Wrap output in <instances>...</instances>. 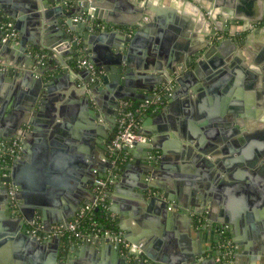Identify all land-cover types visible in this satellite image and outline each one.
Here are the masks:
<instances>
[{
  "label": "crops",
  "instance_id": "crops-1",
  "mask_svg": "<svg viewBox=\"0 0 264 264\" xmlns=\"http://www.w3.org/2000/svg\"><path fill=\"white\" fill-rule=\"evenodd\" d=\"M137 1L150 2L158 12L165 10L166 14L161 16L162 31L155 34L149 56L146 58L143 53L134 55L135 66L148 63L149 68L158 66L164 72L167 59L171 58L180 62L177 68L182 70L181 61L186 62L191 54L192 59L201 61L204 66L200 69L202 80L188 91L187 96L173 98L171 95L160 112L151 116L152 122L144 124L149 116L142 120L144 132L154 136V140L155 136L165 135L166 141L179 142V145L166 149L163 157L159 150L150 154L148 147L144 146L136 158L146 156L152 160L153 168L146 178L147 183L157 182L174 200L177 197L178 202L184 201L188 195L197 196L199 192H205L207 201L194 210L200 208L203 211V220L208 221L210 217V231L200 230L205 222L195 227L193 214L185 216L178 213L170 220H164L146 211L139 197L140 190L136 187L139 179H144L143 167L131 163L129 169L124 168L125 164L115 168L107 153L108 144L101 139L106 134L105 130L110 137L115 130V127L112 132L108 130L105 123V119L114 118L110 116V102L106 97L99 100L100 111L106 115L101 114L98 119L90 112L79 111L77 107L81 105L84 89L78 90L72 83L81 85L82 79H76L71 72L62 71L53 75L57 79L50 87L51 100L47 103L50 111L55 112L48 114L53 119L48 126L37 115L26 112L35 88L32 78L24 81L13 73L0 84V135L8 133L22 114L29 117L28 121L32 120V126L25 125L23 130L27 138H17L21 148L12 160L10 173L14 162L28 155L30 161L33 158L42 162L46 173L50 165L56 164L61 171L53 173L58 174L68 187L76 185L73 191L45 185V195L49 199V204L45 206L46 218L42 220L39 211L34 213L45 228L63 224L59 221L62 216L69 218V222L74 220L82 208L93 200L94 180L114 174L108 194L114 228L120 230L132 244L143 247L152 259L150 264H228L217 260L219 250L215 241L219 235L213 228L220 223L228 234L232 264H264V32L260 30L264 25L250 27L244 32L243 25L231 24L228 32H224L223 19L219 18L216 24L221 32L213 37L208 25L199 24L200 14L195 7L212 6L214 2L210 0H191L190 3H181L182 0H114L105 10L119 24L133 23L137 15L131 9H135ZM239 7L241 18L252 17L253 20L264 14V0H245ZM16 34L19 38V33ZM22 34L28 51L35 38L29 23L22 25ZM55 35L50 33V42L56 40ZM72 39L76 40L79 48L73 51V55L78 61L86 60L79 45L81 39L77 36ZM207 41L211 43L207 44ZM213 45L217 48L210 51ZM49 52L61 61L57 53ZM196 52H200L199 57H196ZM25 58L30 61L28 54ZM34 58L41 66L55 65L54 62L48 64L51 58L47 55L42 57L34 53ZM69 58L71 56L66 57ZM190 69L191 65L187 64L181 76ZM65 74L69 75V79H65ZM48 79L46 77L45 81L48 82ZM131 81L135 89L133 93L140 92L137 86H151L149 82L146 84L140 80L141 84L137 75ZM159 85L161 83L153 85V88ZM173 85L180 91L178 84ZM72 94L76 96L74 99ZM135 96L137 100L141 99L140 93ZM124 104L133 103L123 101L121 107ZM158 129L164 131L163 135L156 134ZM11 140L9 138L5 142ZM98 148H103L104 152L101 153ZM24 151L27 155L23 154ZM78 158H83L89 166L87 175L78 173ZM129 162H133L132 159ZM3 188L0 185L2 232L8 222L16 219L7 215V198ZM17 200L20 207L24 206L20 199ZM9 244L0 248V264H55L52 261L53 254H56L55 244L39 247L25 243L18 235ZM88 245L68 244L67 247L76 251L70 253L71 259L65 264H126V255L122 252L112 257L103 254L100 248ZM145 261L149 260L146 258ZM56 264L64 263L58 257Z\"/></svg>",
  "mask_w": 264,
  "mask_h": 264
},
{
  "label": "water",
  "instance_id": "water-1",
  "mask_svg": "<svg viewBox=\"0 0 264 264\" xmlns=\"http://www.w3.org/2000/svg\"><path fill=\"white\" fill-rule=\"evenodd\" d=\"M114 0H0V24L3 22H10L14 31L19 33V38H7L3 40V37L7 32L0 30V84L7 81V78L11 77L13 73H16V77H21L22 80L28 81L29 78L33 79L35 83L34 91L29 99L27 106V113L31 112L33 115H37L45 125L48 126L53 123V119L49 118V113H54L48 108V101H50L49 91L50 87L56 81L53 75L71 72L76 79L81 78L82 83L79 85L77 82L72 85L80 90L84 91L81 94V105L77 109L81 112H90L93 117L98 119L101 114L106 115L105 112L100 111V103L103 97H106L112 106V119L109 121L105 119L107 129L111 132L115 127V119L121 109V102L131 101L136 103L144 100L149 94H142L143 92L150 93L153 89V85L162 84L167 78L173 79L175 84L181 87L180 91L175 87L173 88L172 96H187L188 91L197 85L198 81L202 80V74L200 69L204 66L201 61L192 59V54L182 64L184 68L178 69L180 62L176 59H167L164 72L160 70L158 66L149 68L148 63L144 65L134 64V55L143 53L146 58L150 53V45L155 43V34H161L160 20L165 10L158 12L153 4L145 1H137L135 9H131L136 12V18L133 23L119 24L110 18V15L106 13V7L110 2ZM176 2V0H173ZM191 0H182L181 3H190ZM214 4L212 6H200L195 5L199 12V24L208 25L210 28V35L214 37L217 32H221L216 20L221 18L224 23V32H228V27L232 24H241L244 26V32H247L250 27L257 26L259 24L264 25V14L259 15L258 18L252 20V17H243L238 8L239 4L244 3L245 0H210ZM259 2L262 0H249V2ZM211 13V14H209ZM87 14L86 21H74L73 19L79 16ZM29 23L35 33V38L31 41V49L26 50L24 41L22 39V25ZM248 28V29H247ZM264 32V27L260 29ZM58 31V32H56ZM56 33V40L50 42V33ZM21 36V37H20ZM78 37L81 39L80 48L86 56V61L89 65L93 66L96 75L91 81L92 76L86 69L72 70L69 66L70 59L78 60L76 55H73V51H77L78 44L76 40L73 41L72 37ZM209 36V35H208ZM211 42L207 41V44ZM235 45V44H233ZM217 47L215 45L210 46V51H214ZM72 49V50H71ZM49 50L57 53L61 61L53 56ZM34 53L44 57L49 56L51 59L48 62L51 65L54 62L53 67H45L38 64L37 58H34ZM30 56V61H26L25 56ZM196 57H199L200 52H196ZM71 58L66 59V57ZM206 57V56H205ZM66 59V60H65ZM151 61V60H150ZM149 62V60L147 61ZM178 63V64H177ZM191 65V69L187 71L184 76L186 65ZM19 72V74H18ZM150 72L152 74H150ZM137 73V74H136ZM48 75V76H46ZM137 75V78L141 84L148 83L151 86H137L141 95V99L137 100L133 93L135 91L132 84V77ZM62 76V75H61ZM46 77H49L48 82L45 81ZM78 77V78H77ZM60 78V77H58ZM69 79V75L65 74V79ZM142 80L143 82H141ZM157 81V82H156ZM187 81V84L184 83ZM152 82V83H151ZM71 98H75V94L71 95ZM95 103V106L93 104ZM100 111V112H99ZM28 116L21 115L20 119L15 122L13 127L8 133L0 135V139L8 141V139H17L23 135L25 125L32 126V120L28 121ZM152 117L145 118L144 124L152 122ZM102 122V121H101ZM110 123L112 124L110 126ZM109 124V125H108ZM141 126L142 132L149 138L146 143L134 144L133 148L128 152V158L121 164L125 169L131 168V163L137 166H142L143 180L139 179L137 188L140 190L139 197L144 202L147 212L155 213L161 216L164 220H170L174 215L178 213L187 215L193 214L192 222L195 227H198L202 222L204 225L200 230L210 231V217L208 221L203 220V211L197 207L204 205L207 201L206 193L199 192L198 195H188L184 201L178 202L177 197L175 200L173 196L166 192L157 182L147 183L148 177L153 166L151 161L146 156L143 159H137V154L142 151L144 146L148 147V152L152 154L153 151L159 150L161 156L166 154V149L179 145V142H168L167 138L163 135L164 131L157 130L156 134L163 136H152L149 133L144 132L145 125ZM22 130V132H21ZM105 136L102 135L101 139L105 140L109 144L111 137L107 130H105ZM154 140V142H152ZM103 153V148L100 149ZM27 155L26 152H23ZM24 156L22 160H16L11 169L9 182L16 188L15 197L20 199L24 206H19V213L11 214L9 210V201L7 196V189L3 188L4 196L7 198L5 207L7 209V215H13L16 219L11 220L6 225V230L2 232L0 230V248L10 245L9 242L14 239V236L18 235L25 243H33L39 247H43L46 244L56 245V254H53L52 261L56 264V259L61 258L65 264L66 260L71 259V252H75V248L67 247L68 244H64L60 238H51L48 240L38 241L36 238L30 236L26 232L24 223L30 221L34 217V213L39 211L42 220L46 218V205L49 204V199L45 195V185L60 187L69 191H73L74 187H68L65 185V181L56 175L57 171L61 169L50 165L47 168L46 173L42 167V162H36L32 158ZM78 173L87 175L89 166L84 163L83 158H78ZM133 162H129L131 160ZM28 161V162H26ZM161 161V159L159 160ZM46 169V168H45ZM45 172V173H44ZM1 181V178H0ZM83 182V180H82ZM81 183V182H80ZM172 193V192H171ZM176 194V193H172ZM190 196V197H189ZM10 220V219H9ZM64 225L69 223V218L62 216L59 220ZM222 223L214 227V231H218V238L215 241H220L221 234L219 230ZM47 227V226H46ZM126 238V236L124 235ZM126 240L130 242L127 238ZM131 243V242H130ZM88 246H95L100 248L103 254L110 255L112 257L118 256L119 248L115 245H111L106 241H94ZM141 253L137 261H132L129 264H150L152 259L146 253L143 247H140ZM149 261H145V259ZM131 260L128 255L124 258V263ZM192 262V259H189Z\"/></svg>",
  "mask_w": 264,
  "mask_h": 264
},
{
  "label": "built area",
  "instance_id": "built-area-1",
  "mask_svg": "<svg viewBox=\"0 0 264 264\" xmlns=\"http://www.w3.org/2000/svg\"><path fill=\"white\" fill-rule=\"evenodd\" d=\"M86 16L87 14H84L73 20L76 22H85ZM0 30L7 32L3 40L7 38H16L17 36L10 22L1 23ZM78 69L88 70L92 76L91 81H93L96 71L86 60L78 62ZM173 83V79L167 78L164 83L153 88L149 96L144 100L134 104H124L121 107L116 120L115 130L107 146L108 156L115 168L121 166L126 158H128V153H126V151L132 149L134 144H143L149 140L141 130L142 120L146 116L159 113L172 95L174 88ZM20 148L19 139H13L9 142L0 140V185L7 189L9 209L12 214L19 212V203L15 197V187L8 180L10 177L12 160L17 157ZM113 180L114 174L96 178L93 182L92 189L93 200L86 204L77 217L67 225L56 224L49 228H45L37 217H33L30 221L26 222V232L37 240H48L58 237L60 239L67 238L71 243L84 244H91L94 241H106L118 247L119 251L128 255L131 260L137 261L141 253L140 246L128 242L120 230L111 227H101L98 224L91 223L90 228L84 231L80 226V220L86 213H90L92 210L103 214L114 223V219L109 212L108 203L109 187ZM219 233L221 237L217 244L219 250L217 260L232 264V250L227 231L224 227H221Z\"/></svg>",
  "mask_w": 264,
  "mask_h": 264
},
{
  "label": "trees",
  "instance_id": "trees-1",
  "mask_svg": "<svg viewBox=\"0 0 264 264\" xmlns=\"http://www.w3.org/2000/svg\"><path fill=\"white\" fill-rule=\"evenodd\" d=\"M78 60L70 59L69 66L72 70H79L78 69ZM160 112V111H159ZM118 163V161H117ZM119 164V163H118ZM120 167V166H119ZM95 223L101 227H111L114 228V223L111 222L106 216L103 214L95 212L92 210L90 213H86L83 218L80 220L81 229L86 231L90 228V224ZM64 244L71 243L67 238L61 239Z\"/></svg>",
  "mask_w": 264,
  "mask_h": 264
}]
</instances>
